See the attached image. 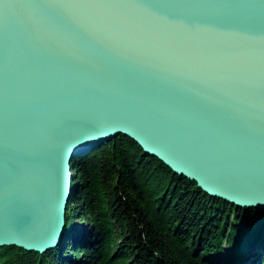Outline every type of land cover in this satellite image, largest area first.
I'll return each mask as SVG.
<instances>
[{"label":"water","instance_id":"1","mask_svg":"<svg viewBox=\"0 0 264 264\" xmlns=\"http://www.w3.org/2000/svg\"><path fill=\"white\" fill-rule=\"evenodd\" d=\"M118 135L264 210V0H0V247L58 246L72 160Z\"/></svg>","mask_w":264,"mask_h":264},{"label":"trees","instance_id":"2","mask_svg":"<svg viewBox=\"0 0 264 264\" xmlns=\"http://www.w3.org/2000/svg\"><path fill=\"white\" fill-rule=\"evenodd\" d=\"M71 164L61 243L44 253L2 246L0 264H244L249 252L264 264V210L207 195L130 138Z\"/></svg>","mask_w":264,"mask_h":264},{"label":"rangeland","instance_id":"3","mask_svg":"<svg viewBox=\"0 0 264 264\" xmlns=\"http://www.w3.org/2000/svg\"><path fill=\"white\" fill-rule=\"evenodd\" d=\"M71 174L74 175L73 172H72V170H71ZM215 198H216V197H215ZM260 252H261V251H260V249H259V254H260ZM246 255L251 256L250 253H247ZM224 257H225V256H224V252H222V253H221V257H220L221 259H220V260L222 261V258L224 259ZM251 259H252V258H251ZM220 260H219V262L221 263ZM244 261H246V259H245ZM245 264H251V261L249 260V258L247 259V263H245Z\"/></svg>","mask_w":264,"mask_h":264},{"label":"bare ground","instance_id":"4","mask_svg":"<svg viewBox=\"0 0 264 264\" xmlns=\"http://www.w3.org/2000/svg\"><path fill=\"white\" fill-rule=\"evenodd\" d=\"M256 209H258V208H256ZM261 210V209H260ZM250 253V252H249ZM251 254V253H250ZM248 258H250V256H248V255H245V259H246V261H247V259ZM244 259V260H245ZM246 261H244V264L246 263ZM251 261V264H257V262H254V259H252V260H250Z\"/></svg>","mask_w":264,"mask_h":264}]
</instances>
